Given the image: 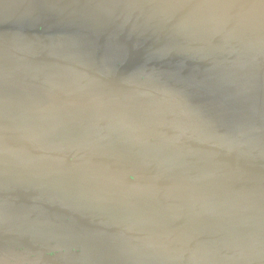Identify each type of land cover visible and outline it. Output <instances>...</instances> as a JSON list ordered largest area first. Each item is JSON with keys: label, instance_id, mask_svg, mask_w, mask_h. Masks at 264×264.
I'll use <instances>...</instances> for the list:
<instances>
[{"label": "water", "instance_id": "obj_1", "mask_svg": "<svg viewBox=\"0 0 264 264\" xmlns=\"http://www.w3.org/2000/svg\"><path fill=\"white\" fill-rule=\"evenodd\" d=\"M59 248L264 264V0H0V264Z\"/></svg>", "mask_w": 264, "mask_h": 264}, {"label": "flooded vegetation", "instance_id": "obj_2", "mask_svg": "<svg viewBox=\"0 0 264 264\" xmlns=\"http://www.w3.org/2000/svg\"><path fill=\"white\" fill-rule=\"evenodd\" d=\"M67 252H70V251H67ZM65 252H63L62 248H59V249H55V250H51L49 253H48V256L49 258L51 259V262L50 264H60V261L58 260V258H61V256L64 254ZM33 258H36L37 256L34 255L32 256ZM40 259V258H39ZM38 259V260H39ZM38 260H35L34 264H46V263H43V261H39ZM24 262H26V260L24 259L23 260ZM25 264H31L30 261H27Z\"/></svg>", "mask_w": 264, "mask_h": 264}, {"label": "rangeland", "instance_id": "obj_3", "mask_svg": "<svg viewBox=\"0 0 264 264\" xmlns=\"http://www.w3.org/2000/svg\"><path fill=\"white\" fill-rule=\"evenodd\" d=\"M70 237H72V236H71V235H69V234H67V235H66V238H70ZM32 246H33V245H32Z\"/></svg>", "mask_w": 264, "mask_h": 264}]
</instances>
